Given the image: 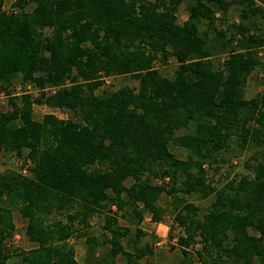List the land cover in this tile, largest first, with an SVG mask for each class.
Here are the masks:
<instances>
[{"label": "trees", "instance_id": "trees-1", "mask_svg": "<svg viewBox=\"0 0 264 264\" xmlns=\"http://www.w3.org/2000/svg\"><path fill=\"white\" fill-rule=\"evenodd\" d=\"M5 1L0 94L11 109L0 110V152L29 161L32 176L0 174V264L14 257L18 264H80L69 244L74 236L87 238V264H117L118 257L140 264L153 254L137 247L145 233L137 228L130 239L136 253L127 251L131 229L107 213L108 205L129 206L132 225L146 211L161 222L163 193L174 200L184 256L193 253L200 264L264 263V89L251 100L242 92L261 65L253 50L264 47V0H189L183 23L185 0H15L16 13L4 10ZM232 8L239 23L223 29L217 15ZM227 53L216 66L213 58ZM170 59L177 65L168 77L161 70ZM113 76H131L139 88L97 95ZM19 78L40 94H13ZM36 105L69 118L35 120ZM181 130L187 132L177 137ZM245 151L249 175L219 189L208 183L207 164L233 166ZM196 194L216 196L203 217L186 199ZM15 212L26 220L32 250L8 246ZM55 213L65 219L51 220ZM95 215L110 250L92 259Z\"/></svg>", "mask_w": 264, "mask_h": 264}, {"label": "rangeland", "instance_id": "rangeland-1", "mask_svg": "<svg viewBox=\"0 0 264 264\" xmlns=\"http://www.w3.org/2000/svg\"><path fill=\"white\" fill-rule=\"evenodd\" d=\"M189 0H185L182 5L179 13L178 20L180 23L188 20V12L186 10V4ZM15 0H6L4 4V10L8 13H16L18 10L14 8ZM261 5V4H260ZM35 5L31 4L26 8L27 12L33 11ZM219 18L223 19L224 24H220V27L223 29L227 27L228 24L239 23V14L236 9L232 8L226 14H218ZM263 24L261 23V26ZM257 59L260 60L261 65L254 70L248 78L246 85L243 87V95L246 100H251L259 95H262L263 92V78H264V47L253 50ZM229 58L228 53L224 55H217L213 58L214 64L222 65ZM156 66L162 65L161 62L155 63ZM166 68L162 69V73L168 77H171L174 69L176 68L177 62L175 59H170L167 63ZM105 84L102 88L96 91L97 95H104L105 93L117 91L122 87H130L133 89L139 88V82L132 78L131 76H113L112 78H105ZM11 92L16 95L21 93H29L33 97H36L40 94L38 89H35L31 84L23 85L20 82V78L16 79L13 82V87L10 88ZM10 106L8 105V97L4 93L0 94V110L3 112L10 111ZM46 115H55L60 119L69 118V112L60 111L57 109H51L47 106H34L33 117L35 120L42 121ZM187 131L181 130L177 132V137L183 136ZM172 150L176 152L180 157L184 158L185 153L177 149L176 146L172 145ZM249 151L243 152L239 158L234 159L233 166L229 164L221 165L220 169L217 167H211L207 164V179L208 183L219 189L223 187L228 181L233 178L242 177L244 175H249L251 173L248 166H246V160L250 156ZM30 162H24V160L18 159L16 156H11L0 152V174L5 173L7 170H15L16 172H21L24 175L32 176L28 170ZM228 178V180H227ZM155 183H160L161 181H155ZM128 185L131 182H127ZM187 201L195 204L200 209V217H203L210 207V205L215 201L216 196L212 194L210 197L201 198L199 195H189L186 197ZM173 198H169L166 193L160 197L157 201V205L164 210L163 218L161 222H155L153 220V214L146 211L142 222L139 225H132L130 223L133 213L129 212L130 209L127 207L123 211H119L115 205H108L111 209L107 213L110 216H114L119 219L120 225L125 227H130L129 238L123 240V245L125 249L131 253H136L135 246L131 240L136 237V229H141L145 234L140 239V243L137 247H144L148 245L152 251V255H147L140 259V264H200L196 259L193 253L190 256H184L181 247L178 245V237L183 234V230L175 223L176 209L174 205ZM139 209H143V205L139 206ZM104 214V213H103ZM127 217L126 220H123L122 217ZM53 219H65V216L59 215L57 213L51 216ZM101 216L95 215L91 221L92 228L90 229V235L98 238L99 244L92 254V259L94 257L102 256L110 250V245L108 243L102 244L105 238V232L102 229ZM14 221L16 226V232L13 237L8 242V246L11 247L14 251H29L35 248V244L30 242L26 236V220L21 217L18 212L14 213ZM131 239V240H130ZM86 237H72L69 240V244L73 247L75 251V257L80 264H87L89 261V252L87 245ZM101 243V244H100ZM200 245H197L195 249H200ZM20 260L17 257H14L10 260V264L19 263ZM117 264H126L125 261L121 258H117ZM252 264H264L260 263L257 258H255Z\"/></svg>", "mask_w": 264, "mask_h": 264}]
</instances>
